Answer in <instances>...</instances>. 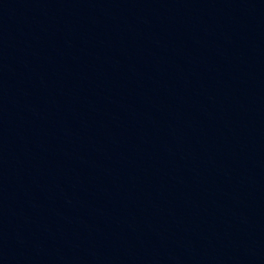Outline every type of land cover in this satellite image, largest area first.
Returning <instances> with one entry per match:
<instances>
[{
    "label": "water",
    "instance_id": "1",
    "mask_svg": "<svg viewBox=\"0 0 264 264\" xmlns=\"http://www.w3.org/2000/svg\"><path fill=\"white\" fill-rule=\"evenodd\" d=\"M0 264H264V0H0Z\"/></svg>",
    "mask_w": 264,
    "mask_h": 264
}]
</instances>
